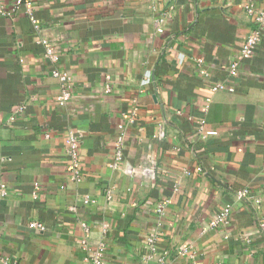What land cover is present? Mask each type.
<instances>
[{"label":"crops","instance_id":"0c3cea01","mask_svg":"<svg viewBox=\"0 0 264 264\" xmlns=\"http://www.w3.org/2000/svg\"><path fill=\"white\" fill-rule=\"evenodd\" d=\"M32 1L40 29L0 0V253L93 264L86 241L105 264H162L165 252L171 264H264V38L240 60L256 28L245 8L264 0ZM54 70L72 79L66 105ZM219 83L235 92L213 93ZM70 130L81 140L78 180ZM226 207L230 226L211 229Z\"/></svg>","mask_w":264,"mask_h":264},{"label":"built area","instance_id":"2783aa9c","mask_svg":"<svg viewBox=\"0 0 264 264\" xmlns=\"http://www.w3.org/2000/svg\"><path fill=\"white\" fill-rule=\"evenodd\" d=\"M21 7L25 8L27 15L34 22L35 28L40 29V26L37 24V21L35 18V6H34L33 1L32 0H15V2L13 3V8L18 9ZM245 9L247 13L253 18L256 28L245 40L242 46L240 60L252 59L257 53L259 45L264 38V10H257L254 8L253 5L247 6ZM40 44H42L45 47L46 59L51 64L56 65L60 61V55L56 53L54 44H52L47 39H42L40 41ZM198 63L202 64V61H199ZM237 66H238V63H235L233 65V68L236 69ZM53 72L56 78L59 80L60 88H61V94L58 96L57 100L60 105H66L72 98V81H71L72 79L67 73H63L58 70H54ZM211 91L213 93H218V92L234 93L235 88L226 83H219V84L214 85L211 88ZM12 120H15V118H12ZM204 128H205V122H202L199 131H200V134H202L203 136H204L203 134ZM125 138H126V126L125 124H120L118 126V144H117L118 152H117L115 166H117L122 161V151H123V144H124ZM80 146H81L80 138L77 136V134L73 130H70L67 133L66 147H67L68 156L70 158V165H71V170L73 172L72 176L74 180H78L83 176L80 170V154H79ZM249 193L250 192L248 190H244L240 192V195L245 198L251 199V196ZM8 195H9V190H8L7 184L0 181V207L2 205V202L8 197ZM167 204H168L167 202H161L157 205L155 209V213L158 216L157 222L159 225L163 224L162 220H163V217L166 215V212L168 209ZM230 212H231V208L226 207L209 224V227L211 229L229 227L231 224V216H230L231 213ZM31 226L33 229H37L39 231L45 230L44 226L40 223H33ZM83 226L86 232H88L87 231L88 228L86 227V225H83ZM262 226L264 227V224ZM244 239L246 240V242H250L248 237L244 236ZM1 245H2V236L0 233V248H1ZM81 245L83 249H85L87 252L91 254V262L93 264H105L104 256L101 251H93L92 249H90L86 241H83ZM149 245L153 252L157 250L158 246H157L156 234H153L149 238ZM182 254H184L185 256H190V258L194 260V255L188 249L184 250ZM160 261L162 264H171L169 261V253L165 252L163 256L161 257ZM0 264H18V262L0 253Z\"/></svg>","mask_w":264,"mask_h":264}]
</instances>
